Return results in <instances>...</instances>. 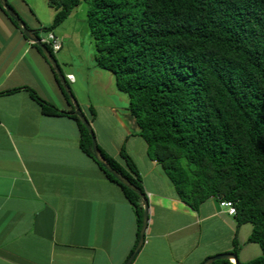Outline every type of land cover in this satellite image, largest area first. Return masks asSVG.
Returning <instances> with one entry per match:
<instances>
[{
	"label": "trees",
	"instance_id": "1",
	"mask_svg": "<svg viewBox=\"0 0 264 264\" xmlns=\"http://www.w3.org/2000/svg\"><path fill=\"white\" fill-rule=\"evenodd\" d=\"M82 1L48 0L56 10L54 19L34 34L54 32ZM88 1L97 65L112 72L117 88L128 94V110L148 156L193 209L212 197L233 201L238 227L252 224L248 241L262 249L260 256L241 264H264V0ZM44 44L56 58L52 45ZM65 80L70 86L66 75ZM32 95L45 114H69L78 122L81 149L135 209L137 245L144 216L140 194L96 159L91 134L74 109L61 110ZM91 113L96 117L94 107ZM99 148L114 170L146 193L139 167L124 146L123 162ZM239 249L236 235L233 252Z\"/></svg>",
	"mask_w": 264,
	"mask_h": 264
},
{
	"label": "crops",
	"instance_id": "2",
	"mask_svg": "<svg viewBox=\"0 0 264 264\" xmlns=\"http://www.w3.org/2000/svg\"><path fill=\"white\" fill-rule=\"evenodd\" d=\"M14 2L10 4L25 19L24 9ZM30 7L29 13L36 16ZM26 21L33 31L43 28L35 24L38 18ZM54 33L62 41L58 53L73 46V37L63 27ZM58 63L68 65L66 59ZM70 65L67 73L62 71L74 75L69 82L77 85ZM55 72L39 45L0 7V264H124L137 242L133 205L81 149L78 122L69 114H45L32 95L75 111ZM78 102L85 113L90 111L86 114L94 126L98 123L99 145L121 162L124 146L141 172L150 217L145 243L133 264H201L233 252L236 235L241 262L258 253L249 246L253 228L238 227L218 198H209L195 210L177 197L162 166L148 156L127 106ZM100 112L108 114L107 122L117 121L119 113L130 130L108 129Z\"/></svg>",
	"mask_w": 264,
	"mask_h": 264
},
{
	"label": "rangeland",
	"instance_id": "3",
	"mask_svg": "<svg viewBox=\"0 0 264 264\" xmlns=\"http://www.w3.org/2000/svg\"><path fill=\"white\" fill-rule=\"evenodd\" d=\"M7 1L9 3L16 1L18 4H20L19 7H21L22 10L24 9L25 11L24 14L22 12L25 18V22H27L26 20L36 22L38 18L41 23L38 22L35 24L39 27L50 25L56 14V10L49 6L48 0ZM27 6H31L30 8H32L34 12L33 14H35L36 16H33L31 13H29V9L27 8ZM89 7V1L83 0L81 4L73 10L71 15L61 25L58 26V28L63 27L68 32V34H71V36L73 37V46L67 49L62 54L55 51L56 59H58L61 63L63 59H66L70 67V64L74 65L75 68L73 69V71H75V73L77 74L79 81L77 85L70 84V87L72 92H75L74 95L76 94L75 97L77 96V100L79 99L81 102H83V105H89V102H93L95 105L100 107L103 105H113L114 103H116L118 105L127 106L128 109L129 96L128 94L120 91L117 88L114 74L110 71L100 68V66L97 65L95 59V42L93 40L88 24ZM40 35H42L44 39H47L49 32L42 31L40 32ZM68 65L61 64V68H63L65 73H67L71 69ZM86 113L88 115H91L90 111H86ZM101 115H103V120H106L103 121V124L108 129L111 130L112 128L118 127V132L120 131L119 133H122V129L124 128H128L130 130V125L122 121V119L120 118L121 115L119 113L116 114L117 121L111 119L107 122V120L110 119L108 117V114L105 112H100L99 116ZM106 116L108 118H105ZM95 124L96 125L94 126L93 122L92 126L97 137L95 128L98 123ZM248 225L253 228L252 224ZM249 246H254L256 248L255 251L258 252L256 254L253 252L254 254L250 255L252 256V259L257 258L262 254L260 244L253 243Z\"/></svg>",
	"mask_w": 264,
	"mask_h": 264
},
{
	"label": "water",
	"instance_id": "4",
	"mask_svg": "<svg viewBox=\"0 0 264 264\" xmlns=\"http://www.w3.org/2000/svg\"><path fill=\"white\" fill-rule=\"evenodd\" d=\"M0 3L5 8L7 14L10 17H12L15 21H17V23H19L21 25V27L24 30L25 35L30 40L34 41L35 43H37L39 45V47L42 49L43 53L48 58L50 64L53 66L55 71L58 73V75H59V77L63 83V86L65 87L66 92L69 94L71 99L74 101L75 111L73 113L79 117V119L82 121V123L85 125V127L88 129V131L91 134L92 143H93V152H94L96 159H99L104 164L105 168L109 172H111L119 181H121L123 184H125L129 188L133 189L135 192L139 193L140 196L142 197V200H143L142 203L144 206V216H143V222H142V227L140 230L138 243H137L133 253L130 255V257L124 263V264H133L135 259L139 255L144 243H145L147 228H148V224H149V217H150V204H149L148 194L143 193L142 189L137 187L135 184H133L131 182V180H129L128 178L123 176L121 173L114 170L107 163V161L104 159V157L102 156L101 150L99 148V145H98V140H97V137L95 135V130H94L92 124L90 123V121L88 120L87 115L83 111V109H82L81 105L79 104L78 100L76 99L75 95L73 94L70 86L67 84V82L65 80V75L62 73L61 68L58 64V61L53 56V54L49 51L48 47L44 44L42 35H35L33 30H31L29 27H27L24 19L21 16L15 14V12L13 11L11 5L8 3L7 0H0ZM219 260H231L234 262V264H241V261H240L238 255L234 252L221 253V254L211 256V257L207 258L201 264H213Z\"/></svg>",
	"mask_w": 264,
	"mask_h": 264
},
{
	"label": "built area",
	"instance_id": "5",
	"mask_svg": "<svg viewBox=\"0 0 264 264\" xmlns=\"http://www.w3.org/2000/svg\"><path fill=\"white\" fill-rule=\"evenodd\" d=\"M43 42H49L56 52H58L62 48V41L54 32H50L47 39L43 38ZM68 78L71 81L75 80L74 75H69ZM220 204L222 207L226 208L231 215L237 214V207L233 201L220 199Z\"/></svg>",
	"mask_w": 264,
	"mask_h": 264
}]
</instances>
